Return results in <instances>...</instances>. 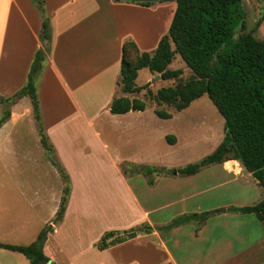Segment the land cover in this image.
Segmentation results:
<instances>
[{"label": "crops", "instance_id": "0c3cea01", "mask_svg": "<svg viewBox=\"0 0 264 264\" xmlns=\"http://www.w3.org/2000/svg\"><path fill=\"white\" fill-rule=\"evenodd\" d=\"M131 1L43 0V16L49 21L51 39L44 67L35 82L39 86L42 125L54 157L68 175L70 191L63 217L54 223L64 182L40 143L29 98H21L0 127V153L9 161L0 166V244L29 245L50 225L46 231L48 242L63 253V238L77 244L88 233L91 236L83 250L67 252L66 264H77L81 254L85 258L78 264H94L89 252L95 253V260H103L98 264H264L262 222L253 214L229 210L261 201L264 190L258 184L262 190L253 194L248 186L234 184L217 202L209 201L206 207L198 203L199 197L222 184L234 183L233 177L245 170L238 161L214 165L219 170L212 168L210 174L227 179L214 186L203 185L212 179L201 177L205 167L194 175L183 176V186H179L183 187V214L213 213L202 223L190 221L169 231L156 229L170 222L154 217L160 208L156 196H172L178 186L168 181L166 173L156 174L162 183H147L139 193L122 173V163L143 166L140 161L144 160L139 159L143 156L134 159L132 154L125 155L124 145L139 140L135 136L139 130L147 134L142 138L150 137L149 126L155 123L153 116L144 118L146 111H151L147 103L143 111L118 115L109 112L113 98H138L117 86L122 45L130 40L140 52L156 48L168 31L175 9V3L170 1ZM41 21L42 15L32 0H0L1 97L11 96L25 85L34 53L44 49L45 43L39 40ZM145 84H149V76ZM91 96L100 103L92 112ZM154 109L155 106L152 111L156 116ZM26 119L28 129L31 126L32 134H36L37 146L24 153L21 164L16 165L13 160L18 154L11 145L23 139L17 135ZM129 134L132 137L123 141ZM168 138L171 134L163 131L160 143ZM107 172L112 174L108 180L103 175ZM28 174L35 176L33 182H29ZM143 227L150 231L145 232ZM131 229L135 237L104 250L96 248L106 232ZM46 248L44 245L48 264H56ZM0 264L29 261L19 253L0 248Z\"/></svg>", "mask_w": 264, "mask_h": 264}, {"label": "trees", "instance_id": "16d2710c", "mask_svg": "<svg viewBox=\"0 0 264 264\" xmlns=\"http://www.w3.org/2000/svg\"><path fill=\"white\" fill-rule=\"evenodd\" d=\"M32 1L42 15L39 40L48 47L51 29L48 19L43 16V0ZM158 1L175 3L167 34L160 38L152 52H140L130 40L123 43L117 86L123 93L133 95L146 90L148 84L136 85L138 72L142 69L156 74L162 81L177 80L173 86L160 87L152 94L148 92L155 104L154 112L161 119H170L173 115L163 107H173L178 113L193 101L207 95L224 120L223 139L211 154L197 163L177 170V173L190 176L204 167L235 160L251 173L264 190V38L256 39L253 36L260 22L256 23L254 30L245 32L242 0ZM47 47V51L44 48L34 53L25 85L9 97L0 96V105L4 108L0 127L9 119L10 106L21 98L28 97L40 143L64 182L59 207L53 220L58 223L67 204L69 179L62 165L54 157V150L45 134L35 86V81L44 67ZM176 55L191 71L192 76L186 81L181 79L182 70L169 69ZM145 106L146 103L142 99L118 97L111 101L109 112L118 115L129 111H143ZM168 140L171 144L175 142L173 137ZM129 167L133 173L145 177L161 173L155 168L136 165ZM123 174L128 175L126 170ZM147 183L153 185L154 180L148 179ZM229 210L253 214L264 227V198L253 205L230 207ZM212 213L183 214L156 229L169 231L190 221L202 223ZM143 229L145 232L150 231L147 227ZM135 235L133 230L124 231L121 236H115L111 231L106 232L96 246L97 249L104 250ZM45 239L46 235L42 231L29 245L0 244V248L23 255L29 264H48L49 259L43 253Z\"/></svg>", "mask_w": 264, "mask_h": 264}, {"label": "rangeland", "instance_id": "374dc122", "mask_svg": "<svg viewBox=\"0 0 264 264\" xmlns=\"http://www.w3.org/2000/svg\"><path fill=\"white\" fill-rule=\"evenodd\" d=\"M242 7L245 12V19H244L246 24L245 32L254 30L256 27V23L260 22L258 24V27H256L253 36L256 39L264 38V0H242ZM166 34L167 32H165L164 35ZM46 47L47 46H44L45 49ZM154 49L155 48L153 49L150 48L149 52H152ZM169 69L182 70L181 79L185 81L191 78L192 76L191 71L185 66V64L178 55L175 56L173 62L169 66ZM148 76H149V84L147 85L148 88L146 90L141 91V93L137 94L136 96L139 99L145 101V103H147V106L151 109V111L149 110L146 111L147 113L146 115H144V118H149V117L152 118V116L154 117L153 119L155 120V123L153 122L149 126V130L151 131L150 137L142 138L141 136L146 137L147 134L143 135L142 130H139V133L137 131V135H135L139 140H135L130 144H125V145L124 143L122 144L125 146L126 149V151H124L125 155L132 154L134 155L133 157H135L134 159H138V156H143L142 158L139 157V159H144L140 161V163H143V166L148 165L144 167L152 168L154 166L156 167L163 166L164 168L162 169L156 168L157 170H160L161 173H153L150 177H145L142 174L133 173L129 167L133 165L136 166H141V165H138L137 162H134L135 164L125 162L121 164V171L122 173L124 170L127 171L128 175L124 174V176L127 179L131 180L132 185L136 187L139 193L141 192V187L147 184L148 179H153L154 181H156L157 184H161L163 180L160 179L159 176H155V175L166 173V175H168L167 178L168 181L170 183L176 184L179 190L174 191L172 193V196H168V197L156 196V203L157 205L160 206V208L157 209L158 211L155 213L154 217H158L161 220L172 221L173 219L183 215V187L181 188L179 186H183L184 179L182 175L177 173V170L184 168L189 164L197 163L202 158L211 154L216 149V147L220 144V142L223 139L224 120L217 111V109L214 107V105L211 103L207 95H203L199 99L193 101L186 109L178 113L175 112L173 107L170 106L163 107L165 111H170L173 113V115L170 120L160 121L152 111L155 104L151 100L148 92L152 94L160 87L173 86L177 82V80L162 81L160 78L156 77L157 76L156 74H150L147 69H142L139 71L138 77L136 79V85L140 86L145 84L146 78ZM35 86H36V90L37 89L39 90L38 82H35ZM91 98H92L91 110L89 111L92 112L95 109L94 107H97L100 103L98 99H95L96 97L91 96ZM13 105H11L10 108ZM3 109L4 108H2V106L0 105V118L3 116ZM25 124H27V127H25ZM28 124H29L28 119H26L23 129H21L22 133L19 131L20 134L18 133L17 135V136H22L23 139L22 140L18 139L15 141V143L11 145V148L12 149L14 148L15 152H17L18 154L17 156H15V159L13 160V162L16 163V165L21 164L24 158V153L33 150L37 146L36 134L35 135L32 134L34 130L31 126L28 129ZM139 129H143V128L140 127ZM163 131H165V133L167 132L168 134L169 133L171 134V137H173L175 140L173 144H171L168 139L166 140V142L164 141V143H160V137ZM130 137H132V134L126 135L125 138L122 140L127 141ZM144 139L147 141H144ZM109 144L111 145V142H109ZM148 146L151 148V150L148 148ZM153 157H155L154 160H152ZM10 162L12 163V161ZM4 163L5 165H8L9 161L3 157V153H0V166H3ZM212 168L214 169L216 168L215 169L216 171L219 170L218 167H215L214 165H210L205 167L202 171V175H201L202 178L206 179L212 177V179H209L205 182L201 181L203 182L204 187L208 185L214 186L218 183H222V181L224 180L225 181L227 180L226 178H216V176L210 174V172L213 170ZM0 173H2V171ZM103 175H105L107 180L108 178L112 177V174L109 172ZM27 177L29 178V182H33L35 179V176H32V174H28ZM0 178H2L1 175ZM233 179H234V183H232V181L226 182L225 184H222L221 186L214 189L213 191H210L211 193L210 192L207 193L206 194L207 196L199 197L198 203L202 207H206L209 201L217 202V199L218 198L221 199L223 197V194L227 192V189L231 188V185L234 184L248 186V188L252 191V194L257 192L258 190H262L257 185L254 178L248 175V172L245 170L241 172V175L234 176ZM0 182H3V179H0ZM226 199L229 200L230 198H228L227 196ZM164 204H167L168 206L162 207V205ZM72 209L74 211L78 210V208L76 207H73ZM80 210L82 211L83 208H80ZM81 224H84V222H82ZM49 226L50 225H47V227L44 230L45 235H47L46 231L49 229ZM131 230L134 231V229ZM112 232H114L115 236H121L123 235L124 231L116 230ZM77 236L80 238L81 231L77 232ZM83 237L82 240L77 244H73L72 241L68 240L66 237L63 238L62 244L65 247L66 253H63V251L56 249L54 245H52L51 241L48 242L49 239H47V236L43 243V246L47 245L46 253L48 252L52 253L51 259L56 264H66L67 262H69V259L66 256V254H68L67 252H69L70 250L81 251L83 250V248L87 247V242L91 236L88 233L86 236ZM96 250L97 249H95V251ZM91 254L92 253L89 252V256L92 257L93 262L95 261L94 264L95 263L98 264L100 261L103 262V260H100V258H97L95 260V253L92 255ZM84 258H85V254H81L80 259L78 258L76 263L78 264V262H83Z\"/></svg>", "mask_w": 264, "mask_h": 264}, {"label": "water", "instance_id": "95a60500", "mask_svg": "<svg viewBox=\"0 0 264 264\" xmlns=\"http://www.w3.org/2000/svg\"><path fill=\"white\" fill-rule=\"evenodd\" d=\"M152 1H156V0H152ZM157 78H159V76H156ZM221 211H224V210H221Z\"/></svg>", "mask_w": 264, "mask_h": 264}]
</instances>
